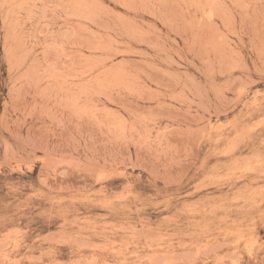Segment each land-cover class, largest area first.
<instances>
[{
  "label": "rangeland",
  "instance_id": "374dc122",
  "mask_svg": "<svg viewBox=\"0 0 264 264\" xmlns=\"http://www.w3.org/2000/svg\"><path fill=\"white\" fill-rule=\"evenodd\" d=\"M0 264H264V0H0Z\"/></svg>",
  "mask_w": 264,
  "mask_h": 264
}]
</instances>
